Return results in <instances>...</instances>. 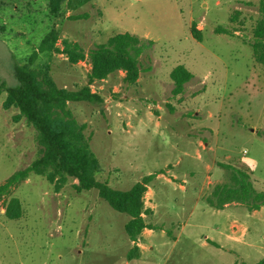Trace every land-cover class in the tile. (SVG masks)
<instances>
[{"label":"rangeland","instance_id":"rangeland-1","mask_svg":"<svg viewBox=\"0 0 264 264\" xmlns=\"http://www.w3.org/2000/svg\"><path fill=\"white\" fill-rule=\"evenodd\" d=\"M48 3L0 0V185L41 150L36 130L25 119H14L17 109L4 108L5 87L17 85L14 66L27 63L52 28L60 34L58 48L68 40L86 53L128 32L154 43L141 57L138 82L126 84L125 74L117 72L91 86L102 104L71 103L69 108L86 126L101 164L100 182L126 191L147 175L163 173L144 197L153 229L134 244L125 232L129 217L111 208L97 190L79 193L78 181L70 179L56 192L44 177L32 175L0 200V264L263 260L264 212L258 222L245 217V206L217 213L207 203L216 185L229 183L231 173L219 163L246 171L254 189L264 191V66L251 47L259 0H67L60 17L50 13ZM193 25L201 42L192 35ZM221 26L236 36L217 34ZM180 65L194 77L183 95L174 96L170 73ZM35 66L48 68L58 86L67 89L86 85L90 70L87 61L72 65L59 53L41 54ZM13 197L23 208L18 220L5 216ZM234 220L249 227L246 243L253 247L229 243L231 255L206 237L218 240L214 229L227 231ZM135 246L139 257L129 260Z\"/></svg>","mask_w":264,"mask_h":264},{"label":"trees","instance_id":"trees-1","mask_svg":"<svg viewBox=\"0 0 264 264\" xmlns=\"http://www.w3.org/2000/svg\"><path fill=\"white\" fill-rule=\"evenodd\" d=\"M67 0H49V10L54 17L64 13L63 6ZM251 5V3H248ZM259 18L253 31L251 47L257 62L264 66V0H259ZM236 11L231 21L238 19ZM73 20L81 16L71 17ZM217 34L236 36L234 31L226 27H218ZM192 35L202 41L201 32L192 27ZM59 31L52 28L41 40L38 49L32 53L27 63L16 64L14 75L17 85L5 87V109L15 108L19 114L16 121L25 119L37 132V142L41 147L40 155L25 169L11 176L0 185V200L15 187L28 180L32 175L44 177L60 192L70 179L77 180L74 185L77 192L97 190L101 199L106 201L115 211L129 217L125 232L129 239L137 244L146 229H153L146 221L152 214L146 209L144 197L158 172L150 174L136 182L129 190H119L106 182H100L97 175L101 172V164L91 149L90 139L85 135L86 126L79 124L69 108L71 103H90L100 105L103 97L93 92L91 86L106 80L110 75L123 72L124 82L135 85L142 73L141 57L144 51L153 45V41L140 39L130 33L112 36L106 43L97 45L87 53L78 44L63 41V48L57 47ZM64 54L69 63L76 65L87 61L90 65L87 84L78 89H67L58 86L48 68L36 67L35 63L41 54ZM193 74L184 66H177L170 73L173 82V95L184 94L185 86L193 79ZM4 86V85H3ZM219 167L230 171L229 183L218 184L207 199L208 205L215 210H223L229 204H240L249 211L264 207V191L257 192L249 174L229 164L219 163ZM5 216L10 220H18L23 216L20 199L13 197L6 204ZM139 257V248L135 246L128 259ZM257 264H264V259Z\"/></svg>","mask_w":264,"mask_h":264},{"label":"crops","instance_id":"crops-1","mask_svg":"<svg viewBox=\"0 0 264 264\" xmlns=\"http://www.w3.org/2000/svg\"><path fill=\"white\" fill-rule=\"evenodd\" d=\"M159 178V177H158ZM233 206H243L240 204H229L227 205L223 210H217V213H223L228 208ZM157 205H153L151 207L152 210H155ZM248 210V209H247ZM249 213L246 214V218H256L258 222H261L260 219V214L264 212V207H262L260 210H255V211H247ZM152 231V230H151ZM214 232L216 234V238L218 240H211V238L206 237V240L210 242L217 250H220L224 253H229V254H235L234 249L229 246V243H235V244H244L246 247H253L252 243H246V239L248 238V234L250 232L249 227L245 223H237L236 220L231 221L230 228L227 231L221 230L219 227L214 229ZM242 232V233H241ZM178 239H176V243L178 242ZM222 239V240H220Z\"/></svg>","mask_w":264,"mask_h":264}]
</instances>
